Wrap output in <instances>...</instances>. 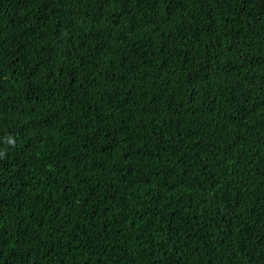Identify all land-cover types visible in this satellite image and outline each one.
<instances>
[{"label": "trees", "instance_id": "1", "mask_svg": "<svg viewBox=\"0 0 264 264\" xmlns=\"http://www.w3.org/2000/svg\"><path fill=\"white\" fill-rule=\"evenodd\" d=\"M0 264H264V0H0Z\"/></svg>", "mask_w": 264, "mask_h": 264}]
</instances>
